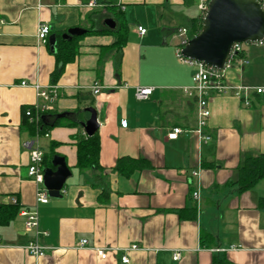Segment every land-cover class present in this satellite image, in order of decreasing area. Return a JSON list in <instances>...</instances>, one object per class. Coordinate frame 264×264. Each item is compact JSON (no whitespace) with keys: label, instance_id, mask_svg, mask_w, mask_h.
<instances>
[{"label":"crops","instance_id":"obj_1","mask_svg":"<svg viewBox=\"0 0 264 264\" xmlns=\"http://www.w3.org/2000/svg\"><path fill=\"white\" fill-rule=\"evenodd\" d=\"M92 1L100 6L90 8ZM191 6L184 0H0V207L17 199L22 209H38L47 232L40 239L46 256L36 258L25 250L34 235L23 217L1 226L0 264H123L124 250L133 245L139 250L127 253L129 264H264V180L246 192L233 183L246 159L264 154V97L251 94L246 107L234 92L211 96L212 140L199 141L193 133L197 100L185 93L195 69L176 54L179 31L202 16ZM107 19L116 22L115 30ZM120 22L127 28L122 49L114 46ZM41 24L51 28L46 43L38 39ZM139 27L147 30L144 36ZM73 28L86 34L78 38V56L65 65L55 85L58 99L43 119L68 116L42 137L47 148L57 144L72 176L62 197L37 206L23 147L30 139L23 110L38 97L21 83L54 86L50 38L58 42ZM261 49L243 48V58L225 72L230 86L264 87ZM141 87L153 88L147 100L136 97ZM86 108L98 114L99 171L77 167V139L87 137L81 126ZM176 128L182 133L168 139ZM121 159L144 166H125L121 173ZM82 240L88 245L80 247ZM96 249L115 251L104 260Z\"/></svg>","mask_w":264,"mask_h":264},{"label":"built area","instance_id":"obj_2","mask_svg":"<svg viewBox=\"0 0 264 264\" xmlns=\"http://www.w3.org/2000/svg\"><path fill=\"white\" fill-rule=\"evenodd\" d=\"M264 9V0H258ZM210 0H198L197 8L202 14V18L205 16L209 9ZM90 8L99 7L95 1L90 2L88 5ZM120 8H123L119 4ZM146 29L139 27V36H144L146 34ZM51 33V28L46 24H41L38 29V39L42 43L48 41V37ZM179 36L181 37L180 47L177 49V57L186 65L193 67L195 73L193 75V85L189 88H185V93L190 97H195L197 100V112H198V125L193 133L197 136L201 143L207 144L212 140L211 135L208 133V125L211 117L210 110V97L213 95H226L228 92H234L237 97L243 102L246 107L251 106L250 95L255 94L260 97H264V87L259 88H244L238 87L234 88L230 86L225 80V72L229 68H232V61L243 51V45H235L228 61V64L224 70H217L215 68L209 67L203 63L185 59L182 56V49L186 46L188 41L191 39L188 35L187 29H182L179 31ZM264 45V42L261 44ZM21 86L33 87L37 91L38 102L33 108H29L26 111V116L30 120V123L37 127V133L34 137L30 138L28 141L23 143V147L28 150L30 156V163L28 166V178L34 182L36 185V204L46 205L49 203V194L44 187V149L40 144V140L43 137L40 134V122L42 117L49 114L53 105L58 99V91L56 86H52L48 89H43L38 85H32L25 82L21 83ZM94 94L100 92V87L95 85L93 87ZM153 93V88L141 87L137 89L136 97L139 101L147 100ZM127 123H124L126 127ZM182 133L179 128L173 129L172 132L168 134V139L176 140L178 136ZM44 137H49L45 134ZM194 178L200 177V171L193 173ZM193 197L199 200V192H194ZM13 205H20L17 199L12 200ZM21 206V205H20ZM19 215L25 219V229L27 232H33V239L25 246V250L31 256L36 258H42L46 256V248L41 245L40 239L47 236V232L41 229V220L38 209L35 211L21 209ZM88 245V240H82L80 242V247H85ZM1 247V242H0ZM239 247L232 246L230 250H236ZM139 250L137 245H133L130 248H126L125 255L122 256V263L129 264L130 259L128 257L129 252H134ZM101 259H107L110 252L115 250L111 249H96L95 250ZM174 261L180 259V253L174 254Z\"/></svg>","mask_w":264,"mask_h":264},{"label":"water","instance_id":"obj_3","mask_svg":"<svg viewBox=\"0 0 264 264\" xmlns=\"http://www.w3.org/2000/svg\"><path fill=\"white\" fill-rule=\"evenodd\" d=\"M108 28L115 30L116 22L107 19ZM86 31L73 28L63 35L64 41L81 37ZM264 42V9L258 0H210L209 9L203 17L202 29L182 49L185 59L203 63L217 70H224L235 45L261 44ZM52 52L57 53V39L50 38ZM68 114L57 115L55 120ZM88 137L99 130L98 114L94 108L83 110L81 123ZM52 168H45L44 187L50 198L62 197L67 180L72 176L65 158L56 155Z\"/></svg>","mask_w":264,"mask_h":264},{"label":"trees","instance_id":"obj_4","mask_svg":"<svg viewBox=\"0 0 264 264\" xmlns=\"http://www.w3.org/2000/svg\"><path fill=\"white\" fill-rule=\"evenodd\" d=\"M186 5L191 6L194 4V0H184ZM120 14V13H119ZM203 18L199 16L196 19L190 20L186 29L190 38L199 34L202 29ZM90 33V31L88 32ZM92 33V32H91ZM127 28L124 22H120V29L118 32L117 42L114 44L118 49H122L126 43ZM57 42L56 60L57 65L54 72L51 74L52 84L55 86L64 72V67L67 63L72 62L78 56V44L77 40L80 37H73L69 41H64L62 36H59ZM243 58V51L232 61V67ZM23 110L24 125L28 131L30 138L36 135L37 127L30 123V120L26 116V111ZM44 117V116H43ZM42 117L40 122V134L44 136L48 134L51 129L59 125L61 120H57L47 123ZM75 126V123L70 124ZM57 144H51L49 152L44 155V167L52 168V160L56 156ZM77 147V167L79 169H95L101 170L99 165L100 143L98 132L92 137H79L76 143ZM144 163L136 162L131 159H121L117 164V170L121 173H125V166L138 168L142 167ZM144 166V165H143ZM264 180V154L248 158L244 161L243 165L238 170V178L235 182L240 192H246L253 189L260 181ZM261 208H264V199L259 203ZM22 207L18 205H9L6 207H0V227L8 225L11 221L15 220L21 211ZM214 264H227L222 262H215Z\"/></svg>","mask_w":264,"mask_h":264},{"label":"rangeland","instance_id":"obj_5","mask_svg":"<svg viewBox=\"0 0 264 264\" xmlns=\"http://www.w3.org/2000/svg\"><path fill=\"white\" fill-rule=\"evenodd\" d=\"M197 4H198V0H195L194 5L190 7L191 10L193 11V13H194L196 16L198 15ZM250 46H253V45H251V44H243V48H245V49L249 48ZM261 51L264 53V49H261ZM41 144H42V146L46 147V145H47V141H46L44 138H41ZM44 147H43V148H44ZM44 151H45L46 153H48V152H49V148H47V147H46V149L44 148Z\"/></svg>","mask_w":264,"mask_h":264}]
</instances>
